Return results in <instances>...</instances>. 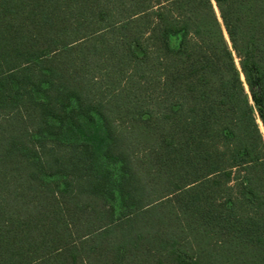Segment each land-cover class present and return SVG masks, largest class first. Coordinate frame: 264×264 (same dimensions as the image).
<instances>
[{"label":"trees","instance_id":"1","mask_svg":"<svg viewBox=\"0 0 264 264\" xmlns=\"http://www.w3.org/2000/svg\"><path fill=\"white\" fill-rule=\"evenodd\" d=\"M263 133L264 0H0V264H264Z\"/></svg>","mask_w":264,"mask_h":264},{"label":"rangeland","instance_id":"2","mask_svg":"<svg viewBox=\"0 0 264 264\" xmlns=\"http://www.w3.org/2000/svg\"><path fill=\"white\" fill-rule=\"evenodd\" d=\"M235 61H236V64H237V66H238V62H237V59H235ZM241 79H242V81L244 82V77H243V75L241 74ZM244 88H245V91L248 93V89H247V86H246V84L244 83ZM254 113H255V115H256V110H254ZM257 122H258V124H259V126H260V129H261V131L263 132V127H262V125H261V122H260V120L259 119H257ZM264 134V133H263Z\"/></svg>","mask_w":264,"mask_h":264}]
</instances>
